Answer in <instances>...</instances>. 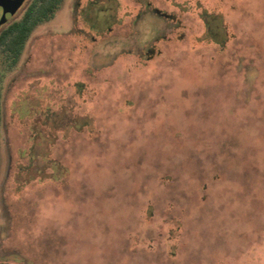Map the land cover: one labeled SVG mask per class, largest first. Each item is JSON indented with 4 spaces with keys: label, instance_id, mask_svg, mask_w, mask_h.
<instances>
[{
    "label": "rangeland",
    "instance_id": "1",
    "mask_svg": "<svg viewBox=\"0 0 264 264\" xmlns=\"http://www.w3.org/2000/svg\"><path fill=\"white\" fill-rule=\"evenodd\" d=\"M0 264H264V0H62L0 48Z\"/></svg>",
    "mask_w": 264,
    "mask_h": 264
},
{
    "label": "trees",
    "instance_id": "2",
    "mask_svg": "<svg viewBox=\"0 0 264 264\" xmlns=\"http://www.w3.org/2000/svg\"><path fill=\"white\" fill-rule=\"evenodd\" d=\"M60 0H35L25 14L12 21L0 34V48L16 65L19 56L33 30L42 22L50 20L57 11Z\"/></svg>",
    "mask_w": 264,
    "mask_h": 264
},
{
    "label": "water",
    "instance_id": "3",
    "mask_svg": "<svg viewBox=\"0 0 264 264\" xmlns=\"http://www.w3.org/2000/svg\"><path fill=\"white\" fill-rule=\"evenodd\" d=\"M24 0H0V8L2 13L0 14V27L7 21L6 14L14 15Z\"/></svg>",
    "mask_w": 264,
    "mask_h": 264
},
{
    "label": "flooded vegetation",
    "instance_id": "4",
    "mask_svg": "<svg viewBox=\"0 0 264 264\" xmlns=\"http://www.w3.org/2000/svg\"><path fill=\"white\" fill-rule=\"evenodd\" d=\"M34 1L35 0H24L23 1V3H22V5L19 7V9L17 10V12L14 14V15H9V14H6V19H7V21H6V23L4 24V25H2L1 27H0V29H4L6 26H8V24H10L9 23V21L12 19V18H14L20 11H22L23 9H24V11L26 12L31 6H32V4L34 3ZM61 2H62V0H60V4H61ZM59 4V5H60ZM25 12H24V14H25ZM2 13V9L0 8V14ZM3 29H2V31H3Z\"/></svg>",
    "mask_w": 264,
    "mask_h": 264
}]
</instances>
